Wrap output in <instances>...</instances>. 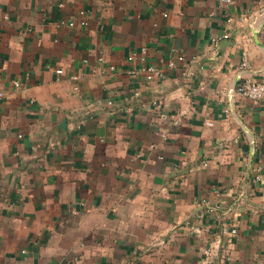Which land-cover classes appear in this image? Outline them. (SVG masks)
Masks as SVG:
<instances>
[{"label":"crops","instance_id":"obj_1","mask_svg":"<svg viewBox=\"0 0 264 264\" xmlns=\"http://www.w3.org/2000/svg\"><path fill=\"white\" fill-rule=\"evenodd\" d=\"M247 79L264 0H0V264H264Z\"/></svg>","mask_w":264,"mask_h":264},{"label":"built area","instance_id":"obj_2","mask_svg":"<svg viewBox=\"0 0 264 264\" xmlns=\"http://www.w3.org/2000/svg\"><path fill=\"white\" fill-rule=\"evenodd\" d=\"M223 2H230V0H223ZM216 40V39H213ZM179 59H182V57H179ZM172 66V64H169ZM241 67L246 68L249 66L248 59L246 58V55L243 54V58L241 61ZM145 73V77L148 80L154 79L156 77L161 76V70L155 66H146L142 69ZM77 77L73 76V79H76ZM17 84V83H16ZM235 92L239 93L241 95H244L246 98L254 101L260 100L264 96V82L261 81H254V80H245L243 82H240L236 88ZM1 96V93H0ZM235 232V230H233Z\"/></svg>","mask_w":264,"mask_h":264}]
</instances>
